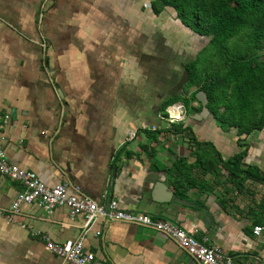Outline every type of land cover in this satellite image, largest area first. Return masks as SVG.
<instances>
[{
  "label": "crops",
  "instance_id": "crops-1",
  "mask_svg": "<svg viewBox=\"0 0 264 264\" xmlns=\"http://www.w3.org/2000/svg\"><path fill=\"white\" fill-rule=\"evenodd\" d=\"M7 19L22 29L12 31L14 44L0 45V134L9 162L48 186H77L99 203L115 199L206 237L232 264H264V236L252 234L263 220L264 189L243 174L238 183L218 161L246 149L242 168L264 172V137L234 145L227 128L204 120L208 113L186 108L180 123L190 138L160 116L186 83L178 40L187 28L174 12L154 14L151 0H0V21ZM20 190L0 174V264H65L42 235L74 240L83 216L22 204L8 220L3 211ZM83 247L102 264H198L170 237L119 221L97 220Z\"/></svg>",
  "mask_w": 264,
  "mask_h": 264
},
{
  "label": "built area",
  "instance_id": "built-area-1",
  "mask_svg": "<svg viewBox=\"0 0 264 264\" xmlns=\"http://www.w3.org/2000/svg\"><path fill=\"white\" fill-rule=\"evenodd\" d=\"M40 22L41 20L38 25ZM40 45L43 49L47 47L45 41H41ZM160 116L168 126L183 122L186 117V106L182 101H175L168 104ZM147 128V130H154L155 126ZM134 135L135 131H129L128 139H132ZM0 174L22 186V190L16 194L9 208L3 211L8 220L19 213L22 204H35L45 210L47 214H51L57 206H66L70 219H74L79 214L83 216L82 230L79 237L74 240L58 243L42 235V238L46 240L47 249L60 257L65 264H102L96 259L94 253L84 250L83 247L84 235L97 220L132 223L139 227L154 229L173 239L198 264H232L220 247L206 244L208 238L204 237L202 240H198L179 225L170 221L152 217L147 213L120 208L115 199L99 203L82 193L77 186L74 187L73 192H69V186L65 183L54 186L46 185L33 173L7 160L1 134ZM262 219V222L252 226V234L255 236H264V210ZM250 264L262 263L255 261Z\"/></svg>",
  "mask_w": 264,
  "mask_h": 264
},
{
  "label": "rangeland",
  "instance_id": "rangeland-1",
  "mask_svg": "<svg viewBox=\"0 0 264 264\" xmlns=\"http://www.w3.org/2000/svg\"><path fill=\"white\" fill-rule=\"evenodd\" d=\"M169 10L173 12L171 8H169ZM42 11L43 8H41V11L39 12ZM40 17H42V14L41 16L39 14V18ZM7 20L8 21L4 22L0 21V25H2V28L0 29V45H8V43L14 44L16 42V38L12 33H17V31L22 30L18 22L13 21L12 19ZM247 21L248 22L234 36L226 39L216 47L208 44L207 35H199L192 29L186 27V36L183 39V42L182 40H178L179 43H182L180 46H184V49L186 50V62L184 67L186 73V83L183 94H180L177 99L185 103L189 113L194 110L199 109L200 111L202 109V103L197 100L196 94L202 92L201 86L206 81V75H213L209 80L215 81L217 77H224L228 73L232 72L235 67H238L250 57H254L264 52V10L256 15H252ZM213 22L221 24V22H219L218 15L212 17L211 20V16L207 13L201 14L199 24L201 25L202 31L207 29ZM162 26L163 24L160 22L158 28H161V30L164 31ZM259 31L260 33H257L258 35L252 38V34ZM154 33L156 32L154 31ZM44 40L41 41L44 42ZM172 47L173 46L171 45L170 48ZM152 49H155V47ZM257 61L264 67L263 54L257 59ZM189 74L195 76V81L193 83L188 82ZM262 85H264V72L257 80H251L249 83H240L243 95L251 101H256L257 92ZM234 88L235 85L231 84L227 87L225 92L226 100L229 104L233 103L235 97L238 95V93L234 91ZM214 105L217 109L216 116H214L211 112H208V115L206 116L207 118L205 117L204 120L211 123L215 122L219 127L227 128L228 132L232 134L234 145L240 146L242 144L241 140L246 139V135L251 143H256L264 137V125L261 129H254L249 133L245 132L248 125L257 121L263 113V103H256L255 109L248 116L243 118L241 125L231 123L237 120V107L233 106L232 108L230 107V109H227L224 105ZM206 107L208 109L207 104ZM220 119L225 120L220 121ZM189 133L190 131L187 134L189 135ZM214 153L216 154V152ZM223 168L225 167L223 166ZM250 180L254 183L259 182L260 187L264 189V177L261 180H256L254 178H250ZM250 185V189H258L256 185L251 183ZM262 201L261 205H264V199Z\"/></svg>",
  "mask_w": 264,
  "mask_h": 264
},
{
  "label": "trees",
  "instance_id": "trees-1",
  "mask_svg": "<svg viewBox=\"0 0 264 264\" xmlns=\"http://www.w3.org/2000/svg\"><path fill=\"white\" fill-rule=\"evenodd\" d=\"M165 8H171L176 18L186 26L192 29L199 35H207L208 44L214 47L219 46L226 39L234 36L248 21L252 15H256L264 10V0H151V9L154 14H159ZM202 13H207L212 17H219V22H213L207 29L202 31L199 20ZM38 22V18L37 21ZM212 22V21H211ZM255 33V32H254ZM252 34V38L257 36L259 32ZM258 33V34H257ZM47 46V44H46ZM47 48V47H46ZM264 55V52L262 53ZM258 54L254 57H250L248 60L235 67L232 72L228 73L224 77H217L215 81H210V77L213 75H206V81L201 86V90L207 96V106L209 113L211 112L214 116L217 114V109L214 104L224 105L227 109L237 107L236 112L238 117L237 120L231 123L238 125L242 124L244 117L248 116L257 104H264V85L257 92L256 101L249 100L243 95L240 83H249L251 80H257L264 72V67L257 59L262 55ZM195 81V76L189 74V83ZM231 84L235 85L234 91L238 93L233 103L229 104L226 100V89ZM175 101H180L177 97L170 98L163 102L161 105V111L163 113L164 108ZM183 102V101H182ZM184 103V102H183ZM185 104V103H184ZM186 106V105H185ZM187 108V107H186ZM224 121L220 119V121ZM264 125V108L263 113L257 121L248 125L245 129L246 133L251 132L254 129H261ZM172 129L176 132L188 133L189 131L181 123H174ZM185 135V134H184ZM190 138H194L190 132ZM195 140V139H194ZM218 154V152H216ZM246 155V149H243L231 157L223 160L218 154V161H222L223 166L227 168L231 173L233 179H237L238 183L244 177H251L254 179L261 180L264 177L263 171H258L254 167L248 166L242 168V160Z\"/></svg>",
  "mask_w": 264,
  "mask_h": 264
},
{
  "label": "water",
  "instance_id": "water-1",
  "mask_svg": "<svg viewBox=\"0 0 264 264\" xmlns=\"http://www.w3.org/2000/svg\"><path fill=\"white\" fill-rule=\"evenodd\" d=\"M196 98H197V100L201 101V103H202V109L200 110V115H205L206 113L209 112V109H207V107H206V103H207L206 94L202 91V92L196 94ZM140 228L143 229V227H140ZM161 234H163V233H161ZM192 260L195 261L193 258H192ZM195 263H197V262L195 261Z\"/></svg>",
  "mask_w": 264,
  "mask_h": 264
}]
</instances>
